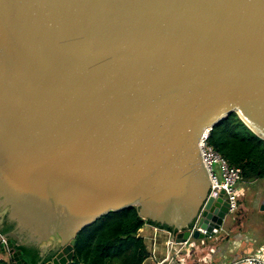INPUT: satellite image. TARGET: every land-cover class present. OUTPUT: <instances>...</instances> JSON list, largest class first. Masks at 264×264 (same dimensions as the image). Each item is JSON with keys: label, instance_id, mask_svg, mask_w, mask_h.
<instances>
[{"label": "water", "instance_id": "95a60500", "mask_svg": "<svg viewBox=\"0 0 264 264\" xmlns=\"http://www.w3.org/2000/svg\"><path fill=\"white\" fill-rule=\"evenodd\" d=\"M233 113L264 140V0H0V212L41 263L131 207L177 245L224 232V193L190 228L201 139Z\"/></svg>", "mask_w": 264, "mask_h": 264}, {"label": "trees", "instance_id": "16d2710c", "mask_svg": "<svg viewBox=\"0 0 264 264\" xmlns=\"http://www.w3.org/2000/svg\"><path fill=\"white\" fill-rule=\"evenodd\" d=\"M208 143L232 167L241 169L242 180H264V140L256 136L237 114H231L214 126ZM147 225L176 233L170 227L144 220L138 207L110 212L78 234L73 262L69 264H144L151 252L140 231ZM12 231L13 227L0 218V234L14 243L15 250L22 252L28 264H45L51 260L53 255L41 263V247L20 244ZM10 260L3 263L13 264V259Z\"/></svg>", "mask_w": 264, "mask_h": 264}, {"label": "crops", "instance_id": "0c3cea01", "mask_svg": "<svg viewBox=\"0 0 264 264\" xmlns=\"http://www.w3.org/2000/svg\"><path fill=\"white\" fill-rule=\"evenodd\" d=\"M240 182L244 183L243 181ZM248 184H250L247 185L249 191L264 192V186L258 188V183L255 182ZM257 199V203L261 205L264 200V195L261 193L257 194ZM239 207L241 208H238L237 212L240 210L241 213H244V204L241 201L239 202ZM232 222L233 220L230 217L225 227V234L222 232L214 239L194 241L196 247L192 248L190 251L182 252L181 256H178L176 251L174 253V249L177 248L174 243L172 244V251L170 252L169 244H171V241L173 240L168 233L161 230L157 231L155 227L147 225L140 231V236L145 238L151 252V257L144 264H158L168 255L171 257H177L179 260L172 264H229L240 260L243 257L253 255L264 259V223L255 226V231L260 233L259 236H256L252 235L253 232H245L242 228V223L239 220L240 225L238 228L240 229L241 235L231 239L229 233L236 230V228H231ZM47 250L48 249L41 250L42 257L47 254ZM208 252L212 254V256H208ZM11 258L12 256L9 250L8 252H5L4 249H2V252L0 253V263L4 264L3 262L11 261Z\"/></svg>", "mask_w": 264, "mask_h": 264}, {"label": "built area", "instance_id": "2783aa9c", "mask_svg": "<svg viewBox=\"0 0 264 264\" xmlns=\"http://www.w3.org/2000/svg\"><path fill=\"white\" fill-rule=\"evenodd\" d=\"M211 131V128L208 129L202 137L200 142V151L213 185L207 201L205 202L198 217L190 228L191 236L195 231L204 233V231L198 228V223L203 215V212L206 209V205L209 199H218L220 195L224 193L229 203L230 214L236 213L239 208L240 198L237 187L239 182L242 181L241 169L237 167H232L227 160H225L212 146L209 145L208 142ZM156 230L160 231L161 229L156 228ZM164 232L168 233L172 238V233L168 231ZM7 240L8 239L5 236L0 234V253L3 249L2 246L8 249ZM171 244H173V242ZM175 246L177 248L174 249V253L176 251V254L178 256H181L182 252L190 251L192 248L196 247L195 242L193 240H189L188 242L180 245L176 244ZM176 261H179L177 257H171L170 255H168L164 260H162L158 264H172ZM229 264H264V259L253 255L243 257L240 260L234 261Z\"/></svg>", "mask_w": 264, "mask_h": 264}, {"label": "rangeland", "instance_id": "374dc122", "mask_svg": "<svg viewBox=\"0 0 264 264\" xmlns=\"http://www.w3.org/2000/svg\"><path fill=\"white\" fill-rule=\"evenodd\" d=\"M255 182L258 183L257 184L258 188H262L264 186V180H257ZM248 183L239 182L238 187H237L238 190L240 189L238 191L239 192V198H240V201L244 204L243 208L245 209V212L241 213V211L239 210L237 213L230 214L229 218L231 217L233 220L231 228H236L235 231H233L232 233H229L231 239L235 238L236 236L239 237L241 235L240 229L238 228V226L240 225L239 220L241 221L242 228L245 232H247V233L253 232L252 235H256V236H259L260 233L255 231L256 230L255 226L258 224L264 223V212L261 211L262 203H261V205H259L257 203V200H258L257 194L261 193L264 195V192H251V191H249L247 185H250V184H248ZM240 208L241 207H239V209ZM0 218L4 219L5 214L0 212ZM228 230H230V229H228ZM224 234H225V232H224ZM18 242L20 244L25 243V242L21 241L19 238H18ZM50 246H51V243H45L41 246V250L43 251V250L49 249ZM2 247L5 248L4 246H2ZM207 255L212 256V254H210L209 252L207 253Z\"/></svg>", "mask_w": 264, "mask_h": 264}, {"label": "flooded vegetation", "instance_id": "af4514ba", "mask_svg": "<svg viewBox=\"0 0 264 264\" xmlns=\"http://www.w3.org/2000/svg\"><path fill=\"white\" fill-rule=\"evenodd\" d=\"M53 254H55V252H51V253L49 254V256H50V255H53Z\"/></svg>", "mask_w": 264, "mask_h": 264}]
</instances>
